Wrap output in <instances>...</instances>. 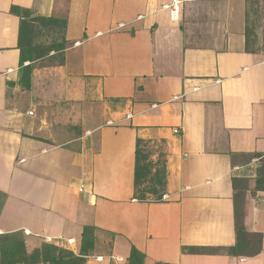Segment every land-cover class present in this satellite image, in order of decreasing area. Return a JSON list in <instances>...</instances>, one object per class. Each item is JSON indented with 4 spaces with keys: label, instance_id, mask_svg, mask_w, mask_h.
I'll return each instance as SVG.
<instances>
[{
    "label": "crops",
    "instance_id": "0c3cea01",
    "mask_svg": "<svg viewBox=\"0 0 264 264\" xmlns=\"http://www.w3.org/2000/svg\"><path fill=\"white\" fill-rule=\"evenodd\" d=\"M12 7L65 22L63 64L36 61L28 91ZM245 11V0H0V235L77 255L92 226L85 264H127L131 247L144 264H264L259 160L237 162L264 155V57L245 51ZM137 139L164 164L162 202L133 199ZM233 178L246 231L262 234L256 256L227 253Z\"/></svg>",
    "mask_w": 264,
    "mask_h": 264
},
{
    "label": "trees",
    "instance_id": "16d2710c",
    "mask_svg": "<svg viewBox=\"0 0 264 264\" xmlns=\"http://www.w3.org/2000/svg\"><path fill=\"white\" fill-rule=\"evenodd\" d=\"M259 0H245V51L255 54L257 49V32L254 23L249 21V8L257 5ZM11 14L19 18L17 48L19 50V71L17 85L22 91L31 87V74L34 63L46 58L58 59L56 65L64 62L63 52L67 46L64 39L65 22L52 18L32 17L27 10L16 7L10 9ZM256 12V11H255ZM61 42H53L47 46L36 45L35 39L45 34H60ZM13 88L14 84L10 83ZM145 143L137 139L135 150V168L133 176V199L142 203H159L163 201L166 191V172L162 161L153 163ZM233 156V155H232ZM249 161L258 159L256 189L264 190V155H242ZM233 207L236 244L227 250L234 256H256L261 251L262 234H250L243 224V202L240 192L243 190L241 180L233 178ZM96 228L83 227L80 250L77 255L48 243H42L32 253L26 252V243L21 232L0 235V264H85L86 259L94 251ZM218 252L220 250H214ZM145 255L131 247L127 264H144ZM163 264V263H156Z\"/></svg>",
    "mask_w": 264,
    "mask_h": 264
},
{
    "label": "rangeland",
    "instance_id": "374dc122",
    "mask_svg": "<svg viewBox=\"0 0 264 264\" xmlns=\"http://www.w3.org/2000/svg\"><path fill=\"white\" fill-rule=\"evenodd\" d=\"M249 21L250 24L254 23L255 30L257 32V43L255 45L257 52L259 55L264 57V0H259L257 5L253 6V8H249ZM256 11V12H255ZM53 42L60 43L61 42V32L60 34H45L42 37H37L35 39L36 45H42L47 46ZM58 63V59H52V58H46L44 61H41L40 65H56ZM145 149L149 151L150 153L153 152L154 145L152 144H145ZM239 159L237 162H243L246 163L247 160L244 158ZM255 169H253L254 171ZM256 172V170H255Z\"/></svg>",
    "mask_w": 264,
    "mask_h": 264
},
{
    "label": "built area",
    "instance_id": "2783aa9c",
    "mask_svg": "<svg viewBox=\"0 0 264 264\" xmlns=\"http://www.w3.org/2000/svg\"><path fill=\"white\" fill-rule=\"evenodd\" d=\"M178 4H179V3H176V4L172 7V9L169 11V17H170V19L173 20V21L178 20ZM172 133H173L174 135H179L180 131H179V129H173V130H172Z\"/></svg>",
    "mask_w": 264,
    "mask_h": 264
}]
</instances>
